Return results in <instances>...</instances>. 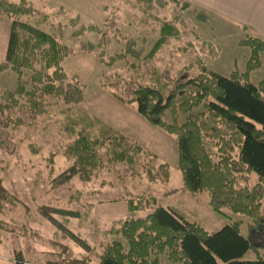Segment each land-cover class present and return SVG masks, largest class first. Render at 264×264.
<instances>
[{"label": "rangeland", "instance_id": "rangeland-1", "mask_svg": "<svg viewBox=\"0 0 264 264\" xmlns=\"http://www.w3.org/2000/svg\"><path fill=\"white\" fill-rule=\"evenodd\" d=\"M28 1L37 12L49 15L52 25L64 28L59 44L71 48L73 54L62 60L61 67L68 78H77L84 89V101L72 107L47 98L45 114L36 115L20 99L16 108L0 111V179L2 186L19 202L0 213V264H16L18 256L29 264L61 262L64 248L76 259L98 264L106 244L120 241L125 246L120 236L107 233L112 226L127 219L144 218L159 206L178 210L210 232L230 222H241L240 234L248 237L249 218L226 209H222L223 215L215 214L209 207L207 193L192 194L183 190L175 136L148 123L137 113L136 104L129 103L136 87L152 84L154 71L166 72L171 80L195 76L200 72L195 56L200 57L206 70L223 77H230L234 71L243 73L250 49L239 43L249 32L247 26L188 0L191 8L183 14L185 32L178 27L179 36L170 39L153 58H148L146 55L159 39L160 23L171 19L172 5L163 11L148 13L141 7L124 4L123 0ZM198 1L214 7L210 0ZM199 11L208 16L207 22L196 20L195 13ZM76 16L79 25H96L102 35L84 33L72 37L75 28L70 20ZM110 17L116 18L112 44L101 45L92 52L81 51V43L96 45L110 36L105 28ZM21 21L32 22L28 18ZM12 22L13 18L0 14V63L5 59ZM128 39L135 40L137 49L143 48L139 59L119 58L125 53ZM203 43H208L205 49L201 48ZM101 52L105 53L106 62L115 57L112 66L100 62ZM260 58V67L249 76L253 85L264 78V53ZM15 86V74L2 71L0 89L14 91ZM77 112L87 113L139 144L144 155L155 157L156 165H166L168 182L150 183L140 165L127 172L122 165L104 161L98 176L89 182L73 177L59 183V177L72 165L63 151L75 140L64 125L76 122L80 131L83 124L78 121ZM257 182V176L251 174L250 186ZM169 190L177 192L164 196ZM129 200L137 205L136 211H129ZM261 209L264 214V198ZM243 260L253 261L255 256L248 252Z\"/></svg>", "mask_w": 264, "mask_h": 264}, {"label": "trees", "instance_id": "trees-1", "mask_svg": "<svg viewBox=\"0 0 264 264\" xmlns=\"http://www.w3.org/2000/svg\"><path fill=\"white\" fill-rule=\"evenodd\" d=\"M123 2L148 13L163 11L172 5L171 19L160 23L159 39L146 55L148 58H153L170 39L179 36L178 27L183 32L187 28L183 14L191 8L188 0ZM0 14L13 18L0 73L10 70L16 76L14 91L0 89V111L16 108L20 99L36 115L45 114L47 98L78 107L84 101V89L75 76L68 78L61 67L62 60L73 54L71 48L59 44L64 28L52 25L49 15L37 12L28 0H0ZM207 17L203 12L195 13L198 22H207ZM22 18L32 22H22ZM115 20L110 17L105 24L110 36L96 45L81 43L79 49L92 52L101 45L110 46ZM70 24L75 28L74 38L84 33L102 35L101 28L96 25H79L77 16ZM136 45L135 40L128 39L125 53L119 58L139 59L144 50L137 49ZM207 45L203 43L201 48ZM239 45L250 49L243 73L234 71L230 77H223L206 70L200 57L195 56L194 62L200 70L195 76L171 80L166 72L154 71L150 79L152 84L136 87L129 103L136 104L137 113L148 123L175 136L183 190L192 194L207 193L209 207L215 214L223 215L222 209H226L249 218V236L245 238L240 234L241 222H230L210 232L178 210L159 206L144 218L127 219L112 226L107 233L120 236L125 246L120 241L106 244L99 254L98 264H264V214L261 209L264 198V78L257 85L249 81L250 73L261 65L264 39L247 34ZM104 55V52L99 54L100 62L112 66L115 57L106 62ZM77 119L83 124L80 131L76 122L64 125L75 140L63 151L72 165L59 177V183L73 177L89 182L98 176L104 161L122 165L127 172L140 165L150 183L168 182L166 165H156L155 157L144 155L139 144L85 112L79 113ZM251 174L258 180L253 186H250ZM176 192L169 190L164 196ZM18 203L0 179V213ZM128 209L136 211L137 205L129 200ZM248 252L254 254L255 260H243ZM62 255L63 261L45 264H88L86 259L74 258L65 248ZM16 264L29 263L18 256Z\"/></svg>", "mask_w": 264, "mask_h": 264}, {"label": "crops", "instance_id": "crops-1", "mask_svg": "<svg viewBox=\"0 0 264 264\" xmlns=\"http://www.w3.org/2000/svg\"><path fill=\"white\" fill-rule=\"evenodd\" d=\"M192 2L206 8V11L214 12L242 26H247L248 35L264 39V0H210L211 5L218 7V10L198 0H192Z\"/></svg>", "mask_w": 264, "mask_h": 264}]
</instances>
